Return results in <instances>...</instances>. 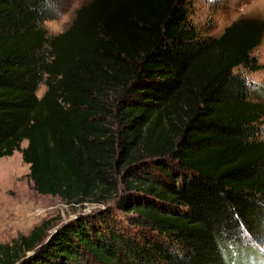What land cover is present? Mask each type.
Returning a JSON list of instances; mask_svg holds the SVG:
<instances>
[{"label": "trees", "instance_id": "obj_1", "mask_svg": "<svg viewBox=\"0 0 264 264\" xmlns=\"http://www.w3.org/2000/svg\"><path fill=\"white\" fill-rule=\"evenodd\" d=\"M62 5L0 0V156L18 150L35 191L97 207L0 242V264L264 249V84L250 76L264 19L213 35L189 0H88L48 33Z\"/></svg>", "mask_w": 264, "mask_h": 264}, {"label": "rangeland", "instance_id": "obj_2", "mask_svg": "<svg viewBox=\"0 0 264 264\" xmlns=\"http://www.w3.org/2000/svg\"><path fill=\"white\" fill-rule=\"evenodd\" d=\"M88 0H63L57 16L45 20L43 26L48 33L64 29L71 21L75 9ZM243 15H255L264 19V0H189V16L200 25L209 20L207 33L216 35L233 19ZM253 53L264 64V34ZM252 79L264 84V67L250 72ZM43 84L37 89L40 94ZM264 136V118H263ZM25 140L21 141L24 146ZM28 164L22 161L20 152L0 156V242L9 241L18 233H27L31 227L46 220L51 232L63 221L79 212H89L96 204L67 203L57 195L43 194L32 188L28 177ZM262 249V248H261ZM238 256H228L227 264H264V249L254 247L242 249Z\"/></svg>", "mask_w": 264, "mask_h": 264}]
</instances>
